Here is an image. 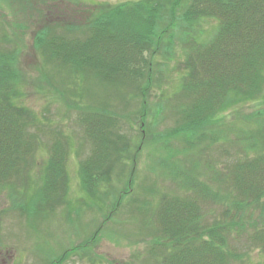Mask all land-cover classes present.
<instances>
[{
	"label": "trees",
	"instance_id": "16d2710c",
	"mask_svg": "<svg viewBox=\"0 0 264 264\" xmlns=\"http://www.w3.org/2000/svg\"><path fill=\"white\" fill-rule=\"evenodd\" d=\"M8 1L33 12L35 19L47 12L56 11L59 18L61 12L67 14L66 20L38 26L32 46L42 63L62 76L63 86V80L71 87L76 80L93 84L89 86L95 92L93 99L102 90L113 89L117 99L130 93L145 106L157 67L179 60L175 67L182 69L180 92L177 102L168 106L174 126L153 136V143L167 139L163 142L169 158L166 170L176 189L158 195L155 204L133 205L136 214H142L140 229L148 237L144 264H264V96L260 97L264 0H127L96 6L83 18L60 7L61 2L78 0ZM209 21L212 30L205 35L204 24ZM8 36L0 40V191L21 198L13 207L18 217L27 214L24 218L29 221L30 215L39 217L44 208L63 202L57 190L64 193L70 142L60 131L51 132L42 186L31 195L34 154L49 130L41 128L32 109L24 105L21 49L15 41L10 47ZM251 102L260 106L246 114L241 125H224L217 134L210 131L218 121L222 123L219 114ZM100 109L81 110L76 119L90 149L79 171L81 185L89 193L99 191L101 182L109 183L113 169L120 168L117 176L124 172L123 151L133 144L121 133V117L111 109ZM145 115L139 111V120ZM232 133L240 153L216 169L205 156L209 149H197L195 144L209 137L230 142ZM172 139H182L180 155L185 159L172 160L179 154L169 148ZM146 189L148 194L156 193L152 187ZM120 207V201L115 202L102 224ZM252 249L260 253L259 263L249 260Z\"/></svg>",
	"mask_w": 264,
	"mask_h": 264
},
{
	"label": "rangeland",
	"instance_id": "374dc122",
	"mask_svg": "<svg viewBox=\"0 0 264 264\" xmlns=\"http://www.w3.org/2000/svg\"><path fill=\"white\" fill-rule=\"evenodd\" d=\"M125 1L127 0H78V3L64 1L60 7L68 9L71 13L74 11L79 14V18H83L91 15L90 12L96 6L116 5ZM43 9L44 6L40 10ZM31 13L28 9L25 11L18 6L15 1L5 3V0H0V40L5 34L9 35L12 38L9 46H13L15 41L21 49L20 66L25 75L26 87L24 105L32 109L41 123L40 127L49 130L46 134L48 137H41L40 146L35 151L28 192L32 195L42 186L43 171L50 150L47 138H50L51 132L60 131L70 142L65 163L67 181L63 188L64 193L62 189L57 190V195L62 194L63 202H57L51 209L44 208L39 217L30 215L29 221L24 218L28 217L27 214L18 217L17 209L13 207V202L21 198L9 197V191L6 189L0 191V259L4 264H144L148 237L146 234L144 236V230L140 229L139 219L141 220L142 214H136L139 211L134 210L133 205H142L145 202L155 204L158 195L174 192L176 189L166 170L169 158L167 149L163 148V142L167 139L157 138L153 143V136L174 126L175 117L168 106L177 102L176 98L180 92L182 69L180 65L175 67L179 60H172L165 68L157 67L155 84L146 94L145 106L139 104V98L133 99L130 93L122 99H117L113 95V89L107 92L102 90L100 97L93 99L95 92L93 86L89 87L93 84L86 85L81 80H76L75 86L71 87L63 80V86L60 82L62 76L50 66H45L32 46L33 35L38 26L45 25V22L66 20L69 18L67 14L63 11L60 14L63 18H59L56 11L47 12L36 15L35 19ZM8 22L16 26L21 25V29H11ZM212 24V21L204 24L205 35L210 34ZM160 60L164 61L163 58ZM99 87L100 85L96 86ZM58 88L61 92H58ZM262 96L264 92L260 97ZM259 106L260 102H251L219 114L218 118L222 123L218 121L210 131L217 134L224 125L238 127L243 123V117L254 113ZM102 107L113 110L121 117V133L132 138L133 144L131 149L123 151L124 172L117 176L120 168L113 169L109 183L101 182L99 191L89 193L81 185L79 171L90 149L76 119L81 110L101 111ZM160 109L162 111L159 114ZM139 111L146 113L142 121L139 120ZM233 135L234 133L229 135L230 142H225L224 139L211 141L209 137L203 143L195 145L197 149H209L205 154L207 160L213 163L214 168H223L224 161L234 159V155L240 153L237 145L231 140ZM168 144L170 149L179 152L172 158L173 161L180 157L185 159L182 158L184 154L180 155L182 139H172ZM146 186L152 187L156 193L148 194ZM119 201L121 207L116 214L113 213L111 218L102 224L115 202ZM47 211L50 213L46 214ZM101 224L102 228L95 233ZM249 255L252 263H259L261 260L260 253L255 249H252Z\"/></svg>",
	"mask_w": 264,
	"mask_h": 264
},
{
	"label": "flooded vegetation",
	"instance_id": "af4514ba",
	"mask_svg": "<svg viewBox=\"0 0 264 264\" xmlns=\"http://www.w3.org/2000/svg\"><path fill=\"white\" fill-rule=\"evenodd\" d=\"M0 264H4V262H3V260H2V259H0Z\"/></svg>",
	"mask_w": 264,
	"mask_h": 264
}]
</instances>
